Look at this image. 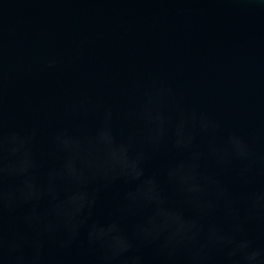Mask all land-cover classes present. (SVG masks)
I'll return each mask as SVG.
<instances>
[{"label": "water", "instance_id": "obj_1", "mask_svg": "<svg viewBox=\"0 0 264 264\" xmlns=\"http://www.w3.org/2000/svg\"><path fill=\"white\" fill-rule=\"evenodd\" d=\"M0 264H264V0H0Z\"/></svg>", "mask_w": 264, "mask_h": 264}]
</instances>
